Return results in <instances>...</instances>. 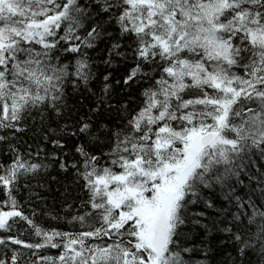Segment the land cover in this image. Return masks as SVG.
Here are the masks:
<instances>
[{
	"label": "snow or ice",
	"instance_id": "6c2138e0",
	"mask_svg": "<svg viewBox=\"0 0 264 264\" xmlns=\"http://www.w3.org/2000/svg\"><path fill=\"white\" fill-rule=\"evenodd\" d=\"M0 264H264V0H0Z\"/></svg>",
	"mask_w": 264,
	"mask_h": 264
}]
</instances>
